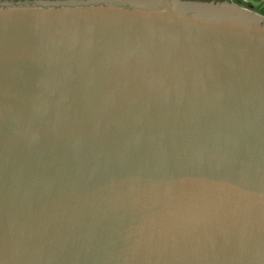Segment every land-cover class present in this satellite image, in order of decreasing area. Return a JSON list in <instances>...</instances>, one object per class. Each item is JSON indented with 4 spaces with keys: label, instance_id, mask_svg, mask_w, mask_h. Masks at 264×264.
Returning a JSON list of instances; mask_svg holds the SVG:
<instances>
[{
    "label": "water",
    "instance_id": "95a60500",
    "mask_svg": "<svg viewBox=\"0 0 264 264\" xmlns=\"http://www.w3.org/2000/svg\"><path fill=\"white\" fill-rule=\"evenodd\" d=\"M264 0H0V264H264Z\"/></svg>",
    "mask_w": 264,
    "mask_h": 264
},
{
    "label": "crops",
    "instance_id": "0c3cea01",
    "mask_svg": "<svg viewBox=\"0 0 264 264\" xmlns=\"http://www.w3.org/2000/svg\"><path fill=\"white\" fill-rule=\"evenodd\" d=\"M233 3H237L239 0H231ZM257 14L264 16V7L256 12Z\"/></svg>",
    "mask_w": 264,
    "mask_h": 264
},
{
    "label": "flooded vegetation",
    "instance_id": "af4514ba",
    "mask_svg": "<svg viewBox=\"0 0 264 264\" xmlns=\"http://www.w3.org/2000/svg\"><path fill=\"white\" fill-rule=\"evenodd\" d=\"M216 1H223V0H216Z\"/></svg>",
    "mask_w": 264,
    "mask_h": 264
}]
</instances>
